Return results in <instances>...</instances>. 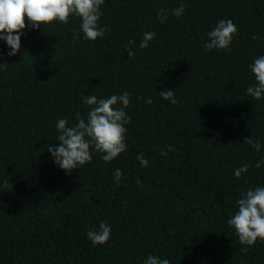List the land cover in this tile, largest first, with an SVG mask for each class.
I'll return each mask as SVG.
<instances>
[{"label": "trees", "instance_id": "obj_1", "mask_svg": "<svg viewBox=\"0 0 264 264\" xmlns=\"http://www.w3.org/2000/svg\"><path fill=\"white\" fill-rule=\"evenodd\" d=\"M181 3L183 15H172ZM101 11L109 30L96 41L84 38L76 16L29 26L14 57L0 40V264H144L149 255L170 264H264V241L244 251L228 224L237 200L264 187V163L256 167L264 97L247 93L257 83L249 65L264 56V0H105ZM221 19L238 29L231 51L207 50ZM145 32L156 36L141 49ZM166 89L178 103L160 97ZM124 92L127 150L111 162L92 150L90 163L66 174L47 152L58 143L57 121L86 119L85 96ZM251 137L260 151L244 143ZM101 221L111 238L94 246L87 232Z\"/></svg>", "mask_w": 264, "mask_h": 264}, {"label": "clouds", "instance_id": "obj_2", "mask_svg": "<svg viewBox=\"0 0 264 264\" xmlns=\"http://www.w3.org/2000/svg\"><path fill=\"white\" fill-rule=\"evenodd\" d=\"M105 0H0V40L6 42L11 49L8 52L10 57H14L21 52V37L26 28L39 30L42 25H49L54 22L68 24L72 16L81 19L80 30L84 38L89 41H96L103 38L109 30L101 26L99 21L103 15L101 6ZM185 11V6L181 3L172 10V15L180 17ZM160 22L163 23L168 17L166 9H160L157 13ZM238 29L232 20L221 19L217 25L207 34L208 41L204 47L207 50H228ZM156 36L155 32H145L139 44L141 49H147L149 42ZM74 39L79 36L74 32ZM258 39V37H253ZM129 41V45L134 44ZM130 59L135 55L131 47L126 48ZM7 63L0 64L3 68ZM257 83L247 88V93L256 100L264 97V56L257 57L249 65ZM162 99L170 101L172 104L178 103L175 99V91L164 90L159 92ZM131 94L124 92L121 95H111L108 98L98 99L95 94L85 96L83 103L89 107L86 119L76 114L77 123L68 126L65 119L57 121L56 127L60 135L55 147L53 144L47 146V152L51 153L55 164L63 169L66 174L71 175L73 170L90 163L93 159L92 150L102 153V160L111 162L127 150L126 144V124L131 123L125 109L130 106ZM146 103L151 105L153 100L148 98ZM245 144L250 145L256 151H260L259 140L253 137L246 138ZM168 151H175L169 147ZM168 151H162L163 156L168 155ZM142 167H148V160L142 154L137 156ZM264 161L258 162L256 167H261ZM248 171V166L244 165L235 170L237 178L242 173ZM122 171L117 168L113 178L119 183ZM9 187V183L6 182ZM138 186L141 183L138 181ZM238 211L229 220L228 224L233 227L238 235L239 242L246 247L253 246L257 240L264 241V187L255 189L249 188L241 198L237 200ZM111 227L101 221L98 228H91L87 232L88 239L94 246L105 245L111 238ZM144 264H170L168 259L159 256L149 255Z\"/></svg>", "mask_w": 264, "mask_h": 264}]
</instances>
